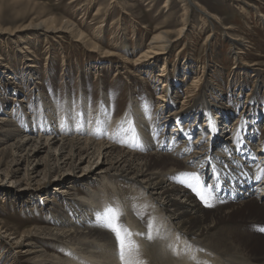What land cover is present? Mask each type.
Listing matches in <instances>:
<instances>
[{
	"label": "bare ground",
	"instance_id": "bare-ground-1",
	"mask_svg": "<svg viewBox=\"0 0 264 264\" xmlns=\"http://www.w3.org/2000/svg\"><path fill=\"white\" fill-rule=\"evenodd\" d=\"M96 1L71 0L70 3L82 10L92 7ZM111 2L117 6L118 0ZM168 2L169 0H165V4ZM101 13L102 17H99ZM114 13L115 10L102 12L98 7L95 14L97 24L89 38L70 20L54 16L36 19L24 29L29 28L43 34L45 32L57 38L66 34L75 41L88 42L92 55L107 60L118 57V67L123 70H128L129 65L139 70L141 65L156 60L159 54H167L172 40L170 41L166 31L155 34L134 60L119 53V39L108 44L111 49H100L93 39H100L105 34L107 30L104 17ZM111 20L112 24H118L114 19ZM261 23L264 25V20ZM125 25H120L116 30L118 35L121 32L123 38H126L127 24ZM130 26L134 28L135 35L138 30L135 29L134 22ZM202 27L199 31H202ZM184 29L185 25L178 34L182 35ZM29 43L26 42L27 45ZM24 48L27 49L26 46ZM234 55L240 59L242 54L236 51ZM65 58L62 65L66 64ZM161 68V72L157 73L160 81L167 70L164 62ZM167 82L165 79L161 81L163 86L156 97L160 108L157 113L154 112L155 115L153 113L154 117L141 111L139 113L135 109L136 104H131L134 103L132 99L126 111L128 117L133 115V119H126V112L120 120H110L108 123L109 116L120 110V107L115 109L113 101L104 94L100 96L101 104L97 113L91 114L86 110L84 105L88 101L83 100L84 95H80L78 103L82 104L75 110L68 102L67 115L62 119L52 109H46L44 119H56L60 124L57 129L55 125L51 126L53 122L45 121L47 132L53 134L47 139L28 138L24 134L27 131L31 134L32 126L24 130L13 119L0 118V142L3 143L5 138L14 140L9 144L5 140L6 144L3 143L0 147V172L5 180H11L14 184L21 183L14 189L20 191L15 197L20 200L29 196L31 201L36 200L39 193L44 197L48 191L41 188L47 189L51 181H56L58 186L54 188H60L58 192L62 194L56 195L59 201L63 200L67 204L65 212L57 209V214L47 212L53 215V222H58L59 226L34 224L20 231L21 233L17 227L9 230L0 226V246L4 245L8 254L13 252V257L7 264H124L115 234L102 226L99 219L107 206L120 213L119 223L131 232L130 238L137 245L136 249L126 253L130 264H264V236L252 231L254 227L264 224V193L254 198V193L249 190L257 176L264 177V129L259 128V124L248 125L249 119L244 114L236 133L228 137V132L224 130L227 112L225 114L222 106H211L205 98L208 82H200L185 89L184 98L187 100H183L179 106L175 103L177 91L166 90L169 86L172 87ZM197 111L210 118L205 133L198 130L197 137L202 134L206 136L209 132L211 134L208 138L206 136L208 141L204 148L196 147L193 150L192 141L188 142L191 135L177 133L182 132L179 128H185V116ZM158 121L163 122L161 125L177 122L174 126L178 128L173 129L176 135L167 136L164 132L159 135ZM192 122H197L196 116ZM102 126L106 127V131ZM191 129L193 127L189 130L190 134ZM42 131L46 129L42 128ZM255 135L259 137V144L252 142ZM55 144L59 153L51 154L48 150ZM42 147L48 148L44 161L38 154ZM96 158L97 163L101 159L102 165L76 172L79 163L86 162L84 166L92 165L90 160ZM193 172L199 174L201 183H206L209 179L215 180L214 185L217 187L214 190L220 203L211 198H207L206 203L193 192L189 184H194V181L185 175ZM38 175L40 178L32 182ZM225 177L228 178V183ZM22 183L25 186H21ZM74 185L83 187L85 192L80 195L75 193ZM262 185L264 186V181ZM214 190H208L207 194H213ZM226 190L230 194L227 195ZM235 192H242L247 198L236 203L227 201L226 196L228 199L233 196L238 198V193ZM49 202L57 204L58 200L47 199V203L43 202L42 205L47 207ZM240 213L245 216L239 217ZM149 235L151 239L148 238ZM22 237L32 249H18L24 244L19 243L18 238ZM257 240H260L257 246L249 244L250 241ZM49 241L58 243L62 248L60 252L53 247L58 253L53 249L49 252L42 247Z\"/></svg>",
	"mask_w": 264,
	"mask_h": 264
},
{
	"label": "rangeland",
	"instance_id": "rangeland-1",
	"mask_svg": "<svg viewBox=\"0 0 264 264\" xmlns=\"http://www.w3.org/2000/svg\"><path fill=\"white\" fill-rule=\"evenodd\" d=\"M70 1L0 0V118L13 119V122L22 125L24 130L32 126L31 134L26 130L27 133L24 134L26 137L47 139L51 136L52 133H48V128L44 127L45 121L53 122L51 126L55 125L57 129L60 124L56 119L52 121L44 119L45 110L52 109L58 117L60 116L59 119H62L67 115L68 102L74 110L82 104L78 103L80 95H84L83 100L87 99L88 103L84 106L91 114L98 112L100 96L108 95L115 109L117 106L120 107V110L109 116L108 123L110 120H120L126 112V119H133V115L128 117L126 111L132 99L134 103L131 104H136L135 109L139 110V113L141 111L154 117L160 108L156 97L162 89L161 81L164 79L172 86L166 90L177 91L175 102L177 106L181 105L183 100H187L184 98L185 89L192 88V85L200 82H208L209 86L206 87L209 88L206 89L205 98L211 106H222L225 114L227 112L224 129L228 132L227 136H232L244 114L249 119L248 125L259 124V128L264 129V25L261 23L264 20V0H169L167 5L165 0H118L117 6L111 0H97L92 7H87V10L78 9ZM98 7L102 12L115 10L114 15L104 17L107 30L105 34L100 39H93L100 49H111L108 44L114 39H119L118 45L121 48L119 53L134 60L155 34L166 31L170 41L172 40L168 45L167 54H159L156 60L141 65L139 70L134 69L133 65H129L128 70H123L118 67L120 65L118 57L107 60L92 55L93 51L89 50L88 42L75 41L66 34L57 38L45 32L44 35L36 30L24 29L36 19L54 16L70 20L89 38L97 24L95 14ZM98 16L102 17V13ZM111 19L118 24H112ZM130 22H134L135 29L138 30L135 35ZM125 24L126 38H123L121 32L118 35L116 30ZM184 25L183 34L179 35V30ZM200 27L202 31H199ZM28 41L30 43L27 45ZM236 51L241 52L240 59L235 57ZM64 57L66 64L62 65ZM163 62L167 70L163 73L165 77L160 81L157 73L161 72ZM193 113L194 115H191ZM191 114L185 116L183 121L185 128H179L181 131L184 130L180 133L191 135L190 140L195 148H204L208 141L206 136L208 138L211 132L206 133V136L202 134L201 137H197L196 131L205 133L210 118L199 111ZM194 116L197 122L193 124ZM158 123L159 127L164 126L161 131L171 133L170 135L175 133L174 128H178L174 126L177 122L167 125H161L163 123L161 121ZM191 127L193 130L191 129L190 134ZM42 128L46 131H42ZM5 140H8V144L14 141L13 138H5L4 144ZM3 143L0 142V147L4 145ZM56 145H52L49 150L47 147L40 149L38 154L42 161L48 154L47 150L51 151V154L59 153ZM96 160L97 158L91 159L90 162L93 164L88 166H84L86 162L79 163L76 172L95 169L102 165L101 159L98 163ZM39 178L40 175L32 182ZM10 181L5 180L3 173L0 172V226L3 225L9 230L17 227L19 232L34 224L59 226L58 222H53L55 220L53 215L48 214L49 212L57 214L56 209L64 212L67 209L66 202L58 199L57 195L62 194L58 192L60 188L59 190L54 188L58 186L56 181H51L47 189L41 188L48 192L44 197L39 193L33 201L29 200L31 198L29 196L20 200L15 197L20 191L14 189L21 183L14 184ZM21 186L25 184L22 183ZM73 191L79 195L85 192L79 185H74ZM52 198L57 199L58 203L49 202L47 207L45 204L42 205L43 202L47 203V199L49 201ZM21 200L24 203L20 202ZM238 216L244 217L245 214L240 213ZM18 239L19 243L24 242L18 249H32L30 245H26L24 237ZM259 243L260 240L249 242L252 247ZM57 244L49 241L42 247L49 252L53 248L60 252L62 248ZM3 247L4 245L0 246V264H7L8 260L12 259L13 252L8 254L7 249ZM55 249L54 252H57Z\"/></svg>",
	"mask_w": 264,
	"mask_h": 264
},
{
	"label": "snow or ice",
	"instance_id": "snow-or-ice-1",
	"mask_svg": "<svg viewBox=\"0 0 264 264\" xmlns=\"http://www.w3.org/2000/svg\"><path fill=\"white\" fill-rule=\"evenodd\" d=\"M185 175H187L191 181H194V184H189V187H192L193 190L196 191L200 196V198L207 203L206 197L201 187L199 174L193 172L187 173ZM119 215L120 213L117 210L107 206L104 213L100 215L99 219L102 222V226L108 228L115 234L119 245V254L121 260L124 262V264H130V261L126 259V253H130L132 250L136 249L137 245L130 238L132 235L131 232L124 225L119 223ZM148 238L151 239L152 237L149 235Z\"/></svg>",
	"mask_w": 264,
	"mask_h": 264
}]
</instances>
